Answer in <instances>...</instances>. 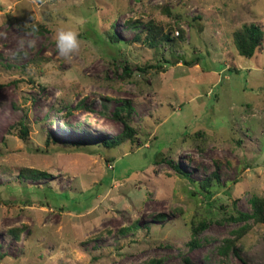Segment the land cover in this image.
Segmentation results:
<instances>
[{
  "label": "rangeland",
  "instance_id": "rangeland-1",
  "mask_svg": "<svg viewBox=\"0 0 264 264\" xmlns=\"http://www.w3.org/2000/svg\"><path fill=\"white\" fill-rule=\"evenodd\" d=\"M151 23L175 41L132 40ZM246 23L264 33V0H0V264H264V224L226 219L264 196V41L239 55L232 32ZM61 27L78 33L69 56ZM127 102L134 141L104 147ZM74 194L92 196L77 210Z\"/></svg>",
  "mask_w": 264,
  "mask_h": 264
},
{
  "label": "trees",
  "instance_id": "trees-1",
  "mask_svg": "<svg viewBox=\"0 0 264 264\" xmlns=\"http://www.w3.org/2000/svg\"><path fill=\"white\" fill-rule=\"evenodd\" d=\"M29 27L32 30L33 28H35V30H41V29L46 28L45 26L41 25V23H35ZM170 33H171L170 31L164 30L161 27V25L157 23H151V24L146 25L139 33H136V35L134 36L132 40L136 42H140L145 45L147 44L150 47H158L159 45L164 44L165 42L171 43L175 41L174 40L175 38H173L170 35ZM108 38H109V42L113 44H115L118 41V38L113 33L109 34ZM263 41H264L263 30L259 27V25H256L255 23L243 24L240 28H237L233 30L232 32V42L238 54L244 57L250 58L254 56L256 52H258L262 48ZM180 60H182L184 64L189 65L190 63H192L191 61L184 59L182 56H180ZM176 63H177V60H176ZM149 66L156 67L155 65H149ZM124 69L126 70L128 69V67L125 66ZM234 70L237 71V69H234ZM131 113H132V108L130 107L128 102L126 105H123L115 109L114 116L122 122V129L118 133L110 137L101 138L100 143L104 147L111 148V147H116L118 145H121L127 141H131V142L134 141L135 136H136V128L133 127L132 125ZM18 124L20 127L19 129L20 137L25 139L28 133V127L23 121V119L20 120ZM48 141L49 140H47L46 142L48 143ZM72 144H74L76 147H81V146L86 147L87 146L84 141H76V142H73ZM170 164L175 169V172L177 175L187 178L191 182H193L190 176L185 171H183L176 163L170 162ZM48 175L49 174L47 172L36 169V168L24 167V168H21L19 171V176L28 177V178H32L35 180L45 178ZM212 175H213L212 177L208 176L206 179H203L201 182L197 183L196 192H198V189L205 191V192H209L211 179L214 178V176L217 177L216 173H213ZM34 190L37 194L45 198L46 204H49V200L51 199L56 204H58V208L62 209L66 207L64 206V203L66 202V200H68V196L66 193H58L54 190H51L50 188L38 189L36 187ZM90 196L92 195L74 194L72 198H70L71 199L69 201L70 205L71 206L73 205L74 206L73 208H77V210H79L80 208L87 206L88 201L90 200L89 199ZM251 205H252L253 210L250 215H246V214H239V216L229 215L228 217H226V219L239 220L241 218L246 219L248 217H253L256 222L264 224V196L252 197ZM158 217L163 218L164 215L161 214ZM206 226H207V222L205 221H202L198 224H193L191 228V238H190V241L187 242L190 247H193L198 244V240H197L198 234L201 231V229L205 228ZM130 227L134 229H138L141 227V225L137 221V219H135L130 223ZM226 242L229 243L230 241L226 239ZM227 249H228L227 244L221 245L219 246L218 251L221 254H223L226 252ZM235 254L240 257L238 249H235ZM2 256L3 255L0 253V257ZM186 260L189 262L188 259ZM241 260L244 262V264H247L243 258H241Z\"/></svg>",
  "mask_w": 264,
  "mask_h": 264
},
{
  "label": "clouds",
  "instance_id": "clouds-1",
  "mask_svg": "<svg viewBox=\"0 0 264 264\" xmlns=\"http://www.w3.org/2000/svg\"><path fill=\"white\" fill-rule=\"evenodd\" d=\"M33 31H35V28H33ZM20 43L23 46L25 42L21 40ZM34 43V41H28V46H34ZM55 44L60 55L69 56L79 48L78 33L71 28H58L55 32Z\"/></svg>",
  "mask_w": 264,
  "mask_h": 264
}]
</instances>
